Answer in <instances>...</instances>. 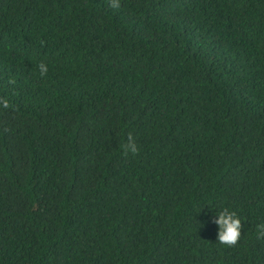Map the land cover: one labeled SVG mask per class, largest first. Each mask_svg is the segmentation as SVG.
<instances>
[{
    "label": "trees",
    "instance_id": "16d2710c",
    "mask_svg": "<svg viewBox=\"0 0 264 264\" xmlns=\"http://www.w3.org/2000/svg\"><path fill=\"white\" fill-rule=\"evenodd\" d=\"M0 264H264V0H0Z\"/></svg>",
    "mask_w": 264,
    "mask_h": 264
},
{
    "label": "clouds",
    "instance_id": "9594fccd",
    "mask_svg": "<svg viewBox=\"0 0 264 264\" xmlns=\"http://www.w3.org/2000/svg\"><path fill=\"white\" fill-rule=\"evenodd\" d=\"M37 67L41 77L47 75L49 68L45 62L41 61ZM3 106L7 107L8 102L4 101ZM129 140L131 141V137H129ZM129 148L133 152L136 151L134 143H130ZM205 208L206 220L202 223L207 224L210 222L216 226V241L226 246L237 244L243 231L242 220L237 212L229 207H220L209 203L201 206L199 213H201L202 210H205Z\"/></svg>",
    "mask_w": 264,
    "mask_h": 264
}]
</instances>
